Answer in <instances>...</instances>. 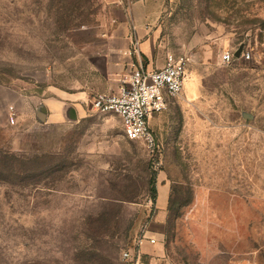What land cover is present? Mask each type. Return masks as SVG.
Here are the masks:
<instances>
[{
    "label": "rangeland",
    "instance_id": "1",
    "mask_svg": "<svg viewBox=\"0 0 264 264\" xmlns=\"http://www.w3.org/2000/svg\"><path fill=\"white\" fill-rule=\"evenodd\" d=\"M117 5L189 58L155 156L114 113H36L97 82ZM263 41L264 0H0V264H125L145 232L143 264H264ZM241 45L260 57L224 65Z\"/></svg>",
    "mask_w": 264,
    "mask_h": 264
},
{
    "label": "built area",
    "instance_id": "2",
    "mask_svg": "<svg viewBox=\"0 0 264 264\" xmlns=\"http://www.w3.org/2000/svg\"><path fill=\"white\" fill-rule=\"evenodd\" d=\"M261 44L264 50V41ZM238 48L222 52L221 60L224 65L257 60L260 57L258 48L248 45H243L241 55L236 57L235 51ZM188 62L186 55L168 53L162 67L134 66L132 72L122 79L119 91L97 93L91 105L101 113L118 115L126 137L144 142L151 155L155 156L158 152V142L151 118L166 109L183 91ZM145 233L139 238L134 249L123 252L122 259L125 264H143L141 249L144 241H157Z\"/></svg>",
    "mask_w": 264,
    "mask_h": 264
},
{
    "label": "crops",
    "instance_id": "3",
    "mask_svg": "<svg viewBox=\"0 0 264 264\" xmlns=\"http://www.w3.org/2000/svg\"><path fill=\"white\" fill-rule=\"evenodd\" d=\"M147 16V12L141 15L131 7L117 5L102 36L99 57L104 65H96L97 82L90 88L78 89L77 92L59 89L56 96L45 97L39 101L37 115L40 106L46 109L49 123L67 121L72 115L76 119L88 113H96L98 110L91 105L94 96L97 93L119 91L122 79L132 72L134 66L162 67L166 57L157 48L156 36L150 34L146 27ZM170 192L169 183L159 187L160 207L167 206Z\"/></svg>",
    "mask_w": 264,
    "mask_h": 264
},
{
    "label": "water",
    "instance_id": "4",
    "mask_svg": "<svg viewBox=\"0 0 264 264\" xmlns=\"http://www.w3.org/2000/svg\"><path fill=\"white\" fill-rule=\"evenodd\" d=\"M243 45H241L236 51H235V56L239 57L241 55ZM46 109L43 106H40L38 109V116L40 120L45 121L46 120ZM74 119V118H73Z\"/></svg>",
    "mask_w": 264,
    "mask_h": 264
}]
</instances>
